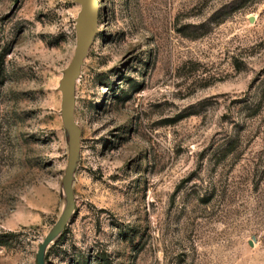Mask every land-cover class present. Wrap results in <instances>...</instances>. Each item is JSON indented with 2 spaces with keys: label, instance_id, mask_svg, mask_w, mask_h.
I'll return each instance as SVG.
<instances>
[{
  "label": "rangeland",
  "instance_id": "rangeland-1",
  "mask_svg": "<svg viewBox=\"0 0 264 264\" xmlns=\"http://www.w3.org/2000/svg\"><path fill=\"white\" fill-rule=\"evenodd\" d=\"M98 5L43 264H264V0ZM81 10L0 0V264H38L69 205Z\"/></svg>",
  "mask_w": 264,
  "mask_h": 264
},
{
  "label": "water",
  "instance_id": "water-1",
  "mask_svg": "<svg viewBox=\"0 0 264 264\" xmlns=\"http://www.w3.org/2000/svg\"><path fill=\"white\" fill-rule=\"evenodd\" d=\"M78 1L82 5V10L80 17L78 18L77 49L68 69L66 70L61 85L63 112H64L65 120L70 126L73 136L71 153L69 156V161L63 178V183L69 200V205L65 214L59 221V223L53 228L51 233L45 238L43 243L40 245L38 252V264H43L44 249L57 236L60 230L65 226L75 206L74 196L71 187V178L80 149V130L78 124L74 119L73 109L70 101V94L74 79L79 72L80 64L82 63L83 57L87 53V49L92 40V37L96 32V23L99 14L98 0H78Z\"/></svg>",
  "mask_w": 264,
  "mask_h": 264
}]
</instances>
